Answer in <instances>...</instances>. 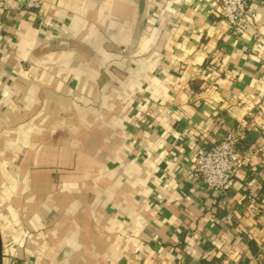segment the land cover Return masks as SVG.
I'll return each mask as SVG.
<instances>
[{
  "label": "crops",
  "instance_id": "obj_1",
  "mask_svg": "<svg viewBox=\"0 0 264 264\" xmlns=\"http://www.w3.org/2000/svg\"><path fill=\"white\" fill-rule=\"evenodd\" d=\"M252 8L236 35L215 0H0L3 264H264ZM239 124L247 165L216 193L192 171Z\"/></svg>",
  "mask_w": 264,
  "mask_h": 264
},
{
  "label": "built area",
  "instance_id": "obj_2",
  "mask_svg": "<svg viewBox=\"0 0 264 264\" xmlns=\"http://www.w3.org/2000/svg\"><path fill=\"white\" fill-rule=\"evenodd\" d=\"M221 13L229 23L230 29L236 35H246L251 32L256 13L253 5L258 0H215ZM43 0H26L30 10H40ZM6 25L0 19V57L6 43ZM245 129L239 124L234 129H228L223 139L215 146L199 154L192 174L216 193H224L234 179L246 168L247 158L241 143L244 140ZM229 218L231 216L229 215Z\"/></svg>",
  "mask_w": 264,
  "mask_h": 264
},
{
  "label": "water",
  "instance_id": "obj_3",
  "mask_svg": "<svg viewBox=\"0 0 264 264\" xmlns=\"http://www.w3.org/2000/svg\"><path fill=\"white\" fill-rule=\"evenodd\" d=\"M143 7H144V1L142 2L141 10L143 9ZM0 264H3V242H2L1 233H0Z\"/></svg>",
  "mask_w": 264,
  "mask_h": 264
}]
</instances>
